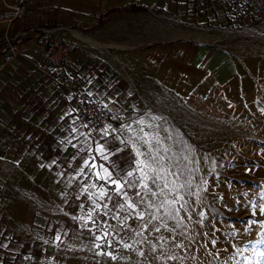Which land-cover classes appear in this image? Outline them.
Segmentation results:
<instances>
[{
  "label": "rangeland",
  "instance_id": "obj_1",
  "mask_svg": "<svg viewBox=\"0 0 264 264\" xmlns=\"http://www.w3.org/2000/svg\"><path fill=\"white\" fill-rule=\"evenodd\" d=\"M144 5L141 16L129 13V5L109 13L115 41L125 45L109 50L119 72L118 99L136 112L116 110V130L83 129L77 114L66 112L64 120L42 126L44 138L31 136L38 134L33 129L28 137L11 134V146L24 140L36 150L11 152V169L0 167V176L10 179L0 178L3 196L11 195L0 200V214L11 213V233L0 232V264H264V226L249 225L264 221L253 207L264 206V15L251 23L230 0ZM81 10L72 16L77 23L97 14ZM92 27L77 24L87 32ZM173 48L175 69L167 59L150 58L154 49ZM75 109L72 102L67 111ZM133 145L157 157L144 180L151 192L141 187ZM85 159L96 167H84ZM100 165L130 182L127 196L117 197L114 185L94 175ZM102 187L110 200L99 198ZM177 196L183 197L174 205L179 214L168 216L161 202ZM5 219L0 216V226ZM106 233V240H96Z\"/></svg>",
  "mask_w": 264,
  "mask_h": 264
},
{
  "label": "crops",
  "instance_id": "obj_2",
  "mask_svg": "<svg viewBox=\"0 0 264 264\" xmlns=\"http://www.w3.org/2000/svg\"><path fill=\"white\" fill-rule=\"evenodd\" d=\"M81 1H84L85 4L82 5ZM202 1L213 4L223 0ZM125 5L140 6V9L128 11L135 17L141 16L139 14L145 7L144 0H23L20 18L10 22L0 21V42L6 34L15 35L21 31H27V34L21 37L19 51L16 55L8 57L0 53L1 168L11 169V162H15L11 160V152L19 154L36 150L32 143H24V140L20 141L19 145L11 146V134L14 135L16 130L20 132L16 135L19 137L21 135L28 137V132L33 129L38 134H30L31 136L44 138L47 132L43 130L42 126H45L49 120H55L58 116H60L59 121L64 120L66 112L69 115L77 114V104L81 100L95 101L114 116H118L116 115L118 113H115L116 110H120L124 106L128 107L125 100L118 99L121 96V91L116 87L119 81V72L109 58L110 49L120 50L125 47L121 42L115 41L118 35L114 34L116 27L113 26V23L116 21L111 18L109 13H121V10H125ZM122 7L123 9H121ZM209 7L211 8V5ZM86 8L97 14L85 17L84 21L80 19L78 23L75 22L72 17L76 15L74 13H81V9L86 10ZM205 8L209 10L208 7ZM5 11L7 10L0 0V13ZM79 22H84L88 26L94 24L95 27H92V30L88 32L79 30L77 28ZM103 25L104 29H102ZM36 26L57 27L59 34L73 42V49L69 53L66 63L47 71H42L39 68L42 49L35 44V33L28 31L31 27ZM106 34L108 36L104 37ZM175 47L178 50L183 48L180 45ZM170 53L176 55L177 50L173 48L167 53L164 51L160 54L157 49H154L150 58L157 61L167 59L169 65L175 69L173 59L169 58ZM72 102H75V112L67 111ZM127 110L136 112L133 105H129ZM2 154L7 156L1 157ZM14 158L16 157L14 156L12 159ZM38 166H42L41 161ZM34 167L37 166L34 165ZM0 178L4 184H9L10 179L5 178L4 180V177L1 176ZM3 183L0 182V200L10 201L11 195L5 198L3 196L2 190L5 187ZM0 216L6 218L4 225L0 226L2 228L0 232L11 233V213L4 212ZM8 236L5 247L7 248L6 252L11 253V235ZM4 254L2 255L4 256ZM3 262L7 263L4 260Z\"/></svg>",
  "mask_w": 264,
  "mask_h": 264
},
{
  "label": "built area",
  "instance_id": "obj_3",
  "mask_svg": "<svg viewBox=\"0 0 264 264\" xmlns=\"http://www.w3.org/2000/svg\"><path fill=\"white\" fill-rule=\"evenodd\" d=\"M253 15H264V0H235ZM7 10L0 13V21L10 22L21 17L23 0H1ZM28 31L35 33V44L41 47V59L39 68L42 71L57 67L67 62L68 55L73 49V42L58 32L57 27L36 26ZM27 31H21L15 35H5L0 42V53L13 57L19 51L21 37ZM77 118L83 129L104 131L109 128L116 130L121 123L118 116H113L97 102L81 100L77 104ZM35 264H43L37 262Z\"/></svg>",
  "mask_w": 264,
  "mask_h": 264
},
{
  "label": "snow or ice",
  "instance_id": "obj_4",
  "mask_svg": "<svg viewBox=\"0 0 264 264\" xmlns=\"http://www.w3.org/2000/svg\"><path fill=\"white\" fill-rule=\"evenodd\" d=\"M104 134L107 135V131H105ZM141 139H143V142L146 145H150V141L149 140H147L146 138H141ZM96 150H97V153L99 155H101L104 160H106V161L108 160V155L104 154L106 149H105V147L103 145H98ZM133 150L136 152V155H137L136 171H138L141 174V187L144 188V189H147L148 191L151 192L152 190L148 188V185L146 183H144V180H146L148 178V172L155 171V169L153 168V162L157 159V157L155 155L151 154V149H149V153L146 154L144 152H141L138 148L135 147V145H133ZM116 151L120 152V151H123V149H117ZM141 157H143V159H141ZM84 167H88V168L92 169V168H95L96 165H95V163L90 164L89 160L85 159L84 160ZM100 168L102 169V172L94 173V175H96L98 179L105 180L108 183H110L111 185H114L115 186L114 187V192H115L117 197L127 196V192L124 191V187H125L126 183H130V182L126 180V181H124L122 183L119 178H116V179L113 178V172L109 171L108 168H105L103 165H100ZM81 172H83V168H81ZM127 175H128V177H132L133 176V172L129 171L127 173ZM155 179L156 180L161 179L160 175L157 174L155 176ZM91 187L94 188L96 186L92 185ZM164 187L167 188L168 185L165 184ZM169 191L170 192L171 191H177V189L176 188H172V189H169ZM160 194H163V191H161ZM152 195L155 196V195H157V193L156 192H152ZM105 197H107L109 200L112 198L110 195H108V192L102 187L100 189V191H99V198L103 199ZM182 199H183L182 196H177L176 200H172V201L165 200V201H162L160 207H165L167 205L166 211H167L168 216H172L173 212H175L178 215L179 214V209H175L174 205H175V203L178 200H182ZM96 207L99 208L100 205H96ZM104 207L107 208V204H105ZM181 207H184V205L181 204ZM253 207L254 208H258L260 214L264 215V206H259V205H255L254 204ZM120 208L122 210H126V209H124V205H120ZM128 208H133V204L129 203L128 204ZM91 215L92 214L89 213V219H91ZM252 215H256V213L253 212ZM201 216L203 217V213H201ZM139 217L141 219H143V213H140ZM152 219H158V217L153 216ZM255 223H260L262 226H264V221H250L249 225L255 224ZM178 226H179V222H178ZM159 230L160 229L157 227L156 231H159ZM57 239L59 240V236H57ZM106 239H107V233L105 234L104 237L96 236V240L97 241H102V240H106ZM213 244H215V241H213ZM95 246L97 248H100L101 244H96ZM124 247H129V245L125 244ZM98 254H102V253H98ZM261 255H264V254H261ZM111 258L112 259H116L115 256H112Z\"/></svg>",
  "mask_w": 264,
  "mask_h": 264
},
{
  "label": "trees",
  "instance_id": "obj_5",
  "mask_svg": "<svg viewBox=\"0 0 264 264\" xmlns=\"http://www.w3.org/2000/svg\"><path fill=\"white\" fill-rule=\"evenodd\" d=\"M230 2L232 3V8H233V10H234V12L236 11L237 12V14L238 15H241L240 14V12L238 11V9H240V7H242L244 10V13H246L247 14V17L249 18V20H250V22L251 23H256V22H258V21H260V19H262L263 18V15H253V14H251L246 8H245V6H242L241 4H239V3H237L235 0H230ZM130 8V10H133V9H140V6L138 5V6H134V7H129ZM228 20H230V19H228ZM95 131H97V130H95Z\"/></svg>",
  "mask_w": 264,
  "mask_h": 264
}]
</instances>
